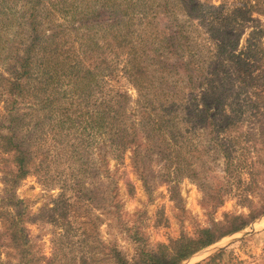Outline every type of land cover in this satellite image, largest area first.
I'll list each match as a JSON object with an SVG mask.
<instances>
[{
    "label": "rangeland",
    "instance_id": "374dc122",
    "mask_svg": "<svg viewBox=\"0 0 264 264\" xmlns=\"http://www.w3.org/2000/svg\"><path fill=\"white\" fill-rule=\"evenodd\" d=\"M31 1L0 0L1 133L7 132L4 123L8 118L7 95L1 94L5 92L2 77L10 76L17 53L23 54L22 43L28 28L20 22L34 8ZM68 1L75 3L74 9L64 10L58 4L54 8V20L71 29H80L87 37L90 34L94 49H87L75 35L58 39L61 42L55 43L56 48L59 53L71 52L73 60H80L94 71L91 88L79 97L80 77L63 70L62 65L53 75H40L37 63L26 98L15 103L24 119L19 133L29 139L35 157L32 171L16 186L15 194L31 218L26 225L37 259L51 257L56 251L62 254L65 248L73 249L60 239L65 233L64 222L75 234L72 236H76L75 240L87 232L88 247L95 246L97 257H101L104 247L114 246L132 261L145 250L156 252L158 245L192 236L199 228L219 224V232L234 222L251 220L243 230L224 236L181 264H264V213L254 218L264 207V180L258 177L259 187L254 186L252 192L246 193L248 198L241 191L250 180L248 174L242 175L244 182L233 181L226 186L223 153L229 148H221L234 142L236 149L241 146L252 150L251 156L259 157V164L264 166V130L257 123L253 126L249 122L242 125L232 121L245 119L248 114L237 112L243 107L246 94L239 76L228 75L233 71L231 59L248 45L254 31H264V15L254 13L243 20L225 16L216 8L227 0H109L112 6H117L115 18L110 19L101 0ZM198 1L205 4L202 11L193 10ZM40 2L36 7L42 15L51 0ZM86 9L103 13L99 14L100 18L94 17L95 14L83 18ZM145 15L150 17L152 25L146 23ZM124 17L129 21L131 42H140V35L149 39L152 57L160 48L158 39H162L156 35L157 29L175 33L184 30L193 39L192 53H197L202 74L193 75V86L189 77L183 81L188 120L177 127L178 143L171 145V159L150 151L152 146L147 136L155 133L143 123L137 108L141 93L129 77L128 48L119 44L115 48L106 46L112 33L107 24L113 25ZM101 19L106 23H99ZM260 38L264 43V33ZM38 59L39 51L35 61ZM159 76L167 80L163 81L167 87L170 75H154L160 86ZM247 88L248 92L252 91ZM157 92L162 93L155 89L152 94ZM47 95L54 97L55 120L36 129L38 100ZM219 96L224 97L225 104L218 105ZM107 102L121 111L123 127L137 130L134 143L138 141L139 148L121 144L117 134L102 127L101 122L94 124L104 121L100 110ZM205 105L214 117L213 130L205 126ZM63 114L67 115L66 119L62 118ZM167 143L170 144L168 140ZM177 151L181 152L182 171L176 169ZM193 151H196L194 155ZM10 160L11 156L0 149V201L6 199L5 171ZM218 192L220 198L214 196ZM16 207H11L12 212ZM11 252L2 249V264H10Z\"/></svg>",
    "mask_w": 264,
    "mask_h": 264
},
{
    "label": "trees",
    "instance_id": "16d2710c",
    "mask_svg": "<svg viewBox=\"0 0 264 264\" xmlns=\"http://www.w3.org/2000/svg\"><path fill=\"white\" fill-rule=\"evenodd\" d=\"M40 1H31L34 4V8L29 12L27 18L20 22L23 25L26 24L28 28L26 40L23 43L21 42L25 45L22 49L23 54L17 53L12 63L13 66L10 68V76L2 77V89L5 92L1 94L7 95L5 102L8 118H6L7 120L4 123L6 126L4 129L7 132H0V149L3 153L9 154L11 160L8 161L9 166L6 164L7 171H5L6 199L2 198L0 201V221L2 224L0 227V264H2V249H11L12 252L9 255L10 264H181L201 249L214 244L224 236L243 230L251 220L234 222L227 230L219 232L217 231V227L220 228L219 224L217 227L215 225L213 227H202L197 229L192 236H182L171 244L158 245V251L156 252L145 250L131 261L124 252L114 246L112 248L104 247L100 251L101 257H97V253L93 250L95 246L89 245L88 247L87 232L86 234H80L75 240L76 236L72 238L75 234L68 229V224L64 222L65 233L60 239L71 244L73 249L70 250L63 246L66 250L62 254L56 251L51 257H40L37 259V256L32 252L33 249L28 238L29 231L26 225L31 218L26 208L22 207V200L17 199L15 194L16 186L32 171V162L35 159L32 146L28 144L29 139L19 133L23 128L24 119L15 103L26 98L28 83L34 69L36 70L37 63L41 72L40 75H53V72L62 65L63 70L65 69L69 73L80 77L79 86L81 91L77 92L79 97L84 96L91 88V75H94V71L84 66L80 60H73L71 52L59 53V49L56 48L57 45L55 43L61 42L58 39L61 40V38L66 36L75 35V39L83 46H86L87 49H94L92 42H90V34L87 37L86 33H80V29H71L66 27L65 23H57L54 20L56 14L54 8H57L58 4L64 10H73L75 3H70L68 0H51L50 7L43 8L44 14L41 15L36 7V3L39 4L41 3ZM101 1L103 2L101 6L107 10L106 14L108 17L114 19L117 6H112L109 0ZM235 2V0H227L216 9L225 16H233L239 20H243L246 16L250 17L254 13L264 15V0H238L237 3ZM204 6L203 2L198 1L195 3L193 10L202 11ZM129 7L125 9V14H128ZM101 13H103L102 10L86 9L81 16L88 18L91 14H95L94 17L100 18L99 14ZM189 13L192 15L191 12ZM144 17L146 23L152 25L150 17L148 15ZM125 21L124 17V20H119L113 25H111L112 22L107 24L108 29H112V33L111 38L106 42V46L115 48V44H119L128 48L130 57L128 66L129 77L141 93L137 108L142 113L143 123L155 133L147 136V138H150L152 146L150 151L156 152L164 159H171V145L178 143L176 140L179 137L177 127L187 119L185 115L187 112L185 105L187 98L184 90L186 86L183 85V81H186V78L189 77L193 86V75L202 74L197 53H192L193 39L184 30L179 29L175 33L157 29L156 35H159L162 39H158L157 42L160 48L156 49L152 57L150 51L153 48L150 47L152 44L148 42L149 39H144L140 35L138 40L141 41L137 42V44L132 43L127 27L129 21ZM104 22L106 23V21L101 19L99 23L103 24ZM122 25L125 27H122ZM263 33L264 31H254L248 45L234 59H231L233 60V71L228 73V75H238L240 78L239 84L246 91L242 100L244 105L237 112L241 111L248 114L245 119L233 118L232 121L242 125L245 122H249L253 126L257 123V127H261L262 131L264 130V43L261 42L260 37H262ZM98 43H94V45L99 48L100 45ZM217 48L223 51L219 45H217ZM16 50L19 51V46ZM37 51H39V59L36 62L35 55ZM149 57L152 58L146 62ZM68 72L66 73L69 74ZM167 74L170 75L167 87L164 86L163 82L167 80H161L160 76L158 80L162 81V83L159 86L155 82L156 77L154 75ZM172 78L175 80L174 82ZM247 87L252 91L248 92ZM155 89H159L162 93L157 92L153 95L152 92ZM35 97L39 96L35 95ZM52 98L54 99L51 95H47L43 99L38 100L40 112L35 117L34 125L37 127L36 129L55 120V110L52 108L54 100ZM223 100H225L224 97L219 96V99H217L218 105L225 104ZM109 103H102L105 106L100 110L103 115L102 119L105 122L98 121L94 124L98 125L101 122L102 127L108 128V130L117 134L121 144H132L139 148L140 144L138 141L134 143L138 136L137 130L128 129L127 125L123 127L124 124L121 125V120H123L121 111L116 109V106L109 105ZM119 105L121 106V104ZM204 110L206 111L205 126L213 130L215 127L214 117L210 114V108L205 105ZM62 118L66 119L67 115L63 114ZM157 132L158 135H156ZM167 140L170 144L167 143ZM221 148H229L225 149L223 153L226 186L234 182H244L242 175L246 173L249 175L250 180L244 183L246 189H241L242 193L250 192L254 186L259 187L258 177L264 180V166L259 164L261 161L259 157L251 156L253 154L252 150L247 151L241 146L236 149L234 142L230 145L223 144ZM135 152L139 153L138 149H135ZM195 153L196 151H193L192 154L194 155ZM180 154L181 152L177 151V155L174 158V160L177 159L175 163H177L176 169H179L178 171H182ZM214 196L220 198L221 193H215ZM247 196L246 194L245 197L248 198ZM12 206H17L14 212L11 210ZM262 213H264V207L261 213L254 216V218L256 219ZM235 219H239V217H235ZM43 259L44 261H42Z\"/></svg>",
    "mask_w": 264,
    "mask_h": 264
},
{
    "label": "crops",
    "instance_id": "0c3cea01",
    "mask_svg": "<svg viewBox=\"0 0 264 264\" xmlns=\"http://www.w3.org/2000/svg\"><path fill=\"white\" fill-rule=\"evenodd\" d=\"M248 264H257V263H248Z\"/></svg>",
    "mask_w": 264,
    "mask_h": 264
},
{
    "label": "water",
    "instance_id": "95a60500",
    "mask_svg": "<svg viewBox=\"0 0 264 264\" xmlns=\"http://www.w3.org/2000/svg\"><path fill=\"white\" fill-rule=\"evenodd\" d=\"M253 229H254V227H253ZM245 234H248V233H245Z\"/></svg>",
    "mask_w": 264,
    "mask_h": 264
}]
</instances>
